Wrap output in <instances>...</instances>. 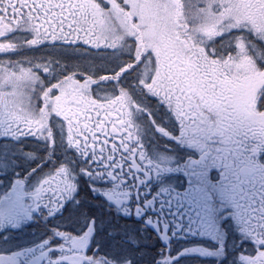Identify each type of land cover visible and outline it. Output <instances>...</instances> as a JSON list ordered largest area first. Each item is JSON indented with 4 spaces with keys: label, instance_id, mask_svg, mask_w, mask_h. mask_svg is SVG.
<instances>
[{
    "label": "flooded vegetation",
    "instance_id": "flooded-vegetation-1",
    "mask_svg": "<svg viewBox=\"0 0 264 264\" xmlns=\"http://www.w3.org/2000/svg\"><path fill=\"white\" fill-rule=\"evenodd\" d=\"M9 1L13 2L15 14L21 10L20 5L24 3L32 19L41 20L42 26L49 28L50 23L53 25L56 21L64 20L65 12L70 14L71 6L76 9L73 4L78 0ZM114 4L121 7L118 2ZM6 9L8 7H5ZM74 15L77 13L74 12ZM61 34L67 37L58 34L54 37L58 41L59 38L63 40L61 45L81 47L79 42L73 43L71 38L73 32ZM34 47L35 45L28 47L25 45L21 48L15 46L11 51L13 56L9 57L11 62L9 63L13 64L14 60L19 59L26 65L34 67L35 59L48 62L50 51L44 50V43L35 49ZM208 49L209 47L207 53ZM3 53L0 52V60L3 59L1 58ZM59 57L65 64L66 54L62 53ZM137 59L133 62L127 60L120 67L109 69L106 67L101 73H97L100 69H91L84 74H88L86 77L95 85L105 81L109 84L115 81L123 82L128 73L138 65ZM214 63L219 68L220 77L226 75L223 66L218 65V62ZM52 68L55 66L51 65L50 69ZM69 69L70 67L65 64L61 71L57 72L56 68L54 72L58 73V77L63 74L64 80L69 74L83 73L78 68L73 72H67ZM168 70L165 71V67L161 68L163 78L158 70L153 72L155 85L151 88V93L155 100L151 99L153 103L147 109V116H150V119L145 117L142 111L139 114L132 111L122 103V99L119 100L120 98L115 97L103 103L101 98L92 96L87 98V94L80 88L78 96L74 95L72 99L67 100V107L60 103L56 105L60 114L56 116L54 112L51 114L54 121L59 122L60 131L63 129L67 134V137L59 140L60 145L45 154L36 150L34 140L25 139L23 142L13 143L23 144L21 153L35 152L34 156L38 157L39 162L30 167L34 162L15 160L9 169L17 171L21 176L16 175L11 179L10 176L7 177L8 174L0 173V185L3 188L11 183L14 187L27 185L30 189L32 185L30 186L29 176L36 171L34 167L44 163L42 161L44 156L46 160L42 167L43 171L57 170L53 186L49 187L51 193H54L52 197L54 200L56 198L61 200L58 195L66 183V180L58 175L57 167H65L67 159L71 161L73 158L78 164L77 168H83L88 174L87 178L96 176L99 179L94 185L90 184L87 178L76 181L77 190L73 197V206L62 204L64 207L62 213L55 214L52 220L44 215L46 211L44 206H48L50 201L48 198L47 204L36 205L34 209L40 208L41 211L36 210L34 213L37 216L41 214L42 218L46 217L45 223L38 222V219L34 218L35 214L32 217V209L29 210V206H16L15 209L17 207L22 209L20 211L16 209L14 219L8 221L10 225L5 224V220L0 222V229L10 228L9 235L12 234L14 236L12 238L18 241L20 235L25 234L27 242L13 244L10 241L11 250L8 252L1 251L4 244L0 243V254L8 255V258L0 260V264H115V256L109 254L105 246L101 248L104 240L106 243L112 240L111 229L119 231L117 235L115 233V237L121 244H126L128 259H121L123 264H141L136 261H144L150 257L155 261L169 259L171 264H208L206 261L212 258L216 259V264H257L255 261L258 255L264 264V140L263 137L256 138L255 148L259 151L253 152L255 148H251L250 143L244 144L242 139H239L242 130L243 132L251 130L253 133L251 135L257 136L264 131L262 123L264 118L257 120L260 112L264 110L262 102L264 85L260 87L259 100L257 102L255 100L256 110L249 111L250 115L247 114L249 124L244 126L239 124L238 128H225L221 125L216 127L211 126L205 118H177L173 109L166 106H164L166 110L161 108L162 104L158 103V99L164 98L167 91L171 92L168 94H172L173 99L175 96V100L179 101L181 96H176V92L184 90L179 89L181 85L178 87L177 83L178 78L183 77L182 74L176 72L174 66L172 74ZM205 74L209 75L208 72ZM218 74L216 73L217 76ZM173 75L176 78H173ZM223 82L219 84L217 80L212 81L213 94L222 97L225 95L227 107L234 110L239 120L240 113L236 111V107L239 108V90L232 87L234 82L229 78ZM124 86L128 87L125 84ZM65 88L63 87V91ZM111 88L114 89L113 86ZM48 93L44 90L41 94V99L47 101V106L48 102L54 104V101L47 98ZM249 95L251 92H248ZM181 99L186 102L182 107L186 106L185 109L188 110L191 105L188 101L193 100L192 95L188 91L185 98ZM194 101L197 106L196 100ZM250 105L254 109L252 101ZM162 110L167 111L168 116L164 115ZM0 112L3 113L1 110ZM43 113L44 122L49 127L52 122L50 112H47V115L45 111ZM3 116L0 115V145L5 144V139L1 140L2 134L13 131L12 128L8 130L4 128L7 120ZM14 128L18 130L17 127ZM231 147H236V150ZM7 148L0 152L1 157L9 151ZM56 152L60 156L54 155ZM160 156L169 157L170 161H161ZM217 167V171H221L219 178L212 173ZM209 179L216 182L227 181L230 185L229 190L231 189L229 200L235 203L230 212L231 216L220 222L221 228L225 226L229 232L228 237H221V240L205 233L211 228L212 215L217 213L210 209L211 200H214L217 192L215 195L206 192ZM59 182H62V187ZM9 196L13 197L11 192L6 191L3 200ZM219 196L221 197L220 194ZM12 197L11 199L14 198ZM18 203H21L20 200ZM72 207L77 216H74V220H68L66 219L68 214H65L68 209L72 211ZM84 210L89 214L90 220H83L84 214L79 217ZM20 212L27 213L26 218L30 221L22 222L18 215ZM236 224H242L243 229L247 231L240 242L238 232L234 231V236L232 235V229ZM66 226L76 227L74 229L78 235L74 239L66 237L65 233L56 240L47 236L49 233L53 235V228L66 229ZM106 230H109L110 234ZM1 231L0 238L6 237L7 234ZM257 234L262 236L259 241L261 254L258 255L253 247ZM137 245L140 247L137 248ZM213 245H217L218 259L211 256L210 250L213 249Z\"/></svg>",
    "mask_w": 264,
    "mask_h": 264
},
{
    "label": "rangeland",
    "instance_id": "rangeland-1",
    "mask_svg": "<svg viewBox=\"0 0 264 264\" xmlns=\"http://www.w3.org/2000/svg\"><path fill=\"white\" fill-rule=\"evenodd\" d=\"M117 2L121 7L114 4ZM12 4V1L0 0V52H4L1 56L3 59L0 60V110L3 111L4 116L1 112L0 115L7 120L4 128L6 130L13 129L7 133L2 131L4 133L1 140L5 139V144L0 145V152H3L6 147L9 151L5 153L4 157L0 156V173L8 174L7 177L10 176L11 179L16 175L21 176L17 171L9 169L10 164H14L15 160L34 162L30 167L35 165V162H39L37 161L38 157L34 156L35 152L34 154L21 153L23 144L13 145V143L15 141L23 142L25 139L34 140L37 145H34L36 150L43 151L45 154L60 145L59 140L67 137V134L63 129L60 131L59 122H55L51 114L53 115V112L54 116L60 114L56 105L60 103L67 107V100L72 99L74 95L78 96L80 88L87 94V98H90L88 96L101 98L103 103L109 102L115 97L120 98L119 100L122 99V103H125L132 111L137 114L142 111L145 117L150 119V116H147V109L153 103L151 99H154L151 93V88L155 85L152 77L153 72L158 70L159 75L163 78L161 68L165 67V71L169 69L168 72L172 74L174 66L176 72L183 76L177 80L178 87L181 85L179 89H184L181 92H176V96L185 98V94L189 91L193 98L188 101L191 105L186 110V106L182 107L186 102L181 98L176 101V97L174 96L173 99L172 94H168L171 92L168 91L164 98L158 99V103L162 104L161 108L163 109L164 106L173 109L177 118H205L211 126L238 128L240 125L249 124L247 114L250 115L249 111L256 110L255 100L256 102L259 100L260 87L264 85V0H111V2L110 0H78L73 4L76 9L71 6L70 14L65 12L64 20L56 21L53 25L50 23L49 28L42 26L41 20H33L31 13L26 11L24 3L20 5V7L22 6L21 10L16 14ZM5 7L8 9L5 10ZM74 12L78 16L74 15ZM78 28H80L79 31ZM48 29H50L49 34ZM71 32H73V36H71L73 43L79 42L80 48L61 45L63 40L59 38L60 41H58L54 38L57 37V34L67 37L61 33L69 34ZM43 43L44 50L50 51L48 52V56H50L48 62H44L43 59V61L35 59L34 67H32L18 59L10 64L9 57L13 56L11 51L15 46L21 48L25 45L27 47L35 45V49L36 46ZM207 47H209V55ZM62 53L66 54L65 64L70 67L67 72L79 69L83 73L69 74L65 80L63 74L58 77L57 72L61 71L62 66H65L59 57ZM135 59L138 60V65L128 73L123 82L115 81L109 84L105 81L95 85L86 77L89 75L84 74L91 69H100L97 73H101L105 71L106 67L108 69L109 67H120L127 60L133 62ZM214 62L223 66L226 75L220 77L219 68ZM49 65H54L55 68L51 70ZM56 68L57 72L55 73ZM207 72L209 75L206 76ZM173 78L176 77L173 75ZM228 78L234 82L232 87L238 89L240 93L239 108L236 107V111L240 113L239 120L236 118L234 110L227 107L225 95L222 97L213 94L212 81L217 80L219 84H222ZM124 84L128 87H125ZM112 86L114 89L111 88ZM63 87H66L64 91ZM44 90L49 92L47 98L54 101V104L48 102L49 106H47V101L41 99ZM248 92H251V95L248 96ZM50 94L53 95L52 98ZM53 98L54 100H52ZM194 100H196L197 106ZM251 101L252 106L254 104V109L251 108ZM262 102L264 103V94ZM44 111L46 115L47 112H50L52 122L49 127L43 119ZM162 112L168 116L167 111L162 110ZM261 118H264V110L262 113L260 112L257 120ZM21 121L24 123L22 124ZM14 127H17L18 130ZM243 128L246 129V127ZM247 131L249 132L242 130L239 139H242L244 144L250 143L251 148H255L256 138L263 137L264 140V131L260 132V136L251 135L253 134L251 130ZM50 142L53 144L50 145ZM234 149L236 150V147ZM254 151L259 150L256 151L255 148ZM45 158L46 156L42 160L44 163ZM159 159L164 162L170 161L169 157L160 156ZM44 163L34 167L36 171L29 176L30 186L32 185L30 189L27 188V185L20 188L17 185L14 187L11 183L5 188L0 185V222L5 220L4 223L10 225L8 221L14 219L15 211L18 208L15 209V207L19 205L21 207L29 206V210L32 209L33 217L34 211L40 210V208L34 209V207L47 204V198L50 201L48 206H44L46 210L44 215L51 220L55 214L62 213L64 209L62 204L73 206V197L77 190L76 183L80 178H87L88 174L83 168H77L78 164L73 158L71 161L67 159L65 167H57L58 175H61L66 183L63 186L62 182H59V185L63 186V191L58 195L61 200L57 198L54 200L52 199L54 193H51L50 188L57 177V170L43 171ZM217 170L218 167L213 169L212 173L219 178L221 171ZM87 179L90 184L94 185V182L99 178L93 176ZM229 187L227 181L219 182L218 180L216 182L209 179L206 190L214 195L217 192V196L211 200L210 208L211 211L215 210L217 213L213 215L211 213L213 216L211 228L205 233H209V236L219 240L221 237L229 235L228 229L225 226L221 228L220 222L231 216L230 212L235 204L229 200V191L231 190ZM95 188L98 189L96 186ZM96 189L95 191H97ZM6 191L11 192L14 198L11 196L13 198L11 199L9 196L3 200V194ZM219 194L221 197L224 195L223 198ZM19 200L21 203H18ZM21 209L18 208L17 211ZM71 210L68 209L65 214H68L66 217L68 220H74V216H77L73 207ZM83 214V220H90L89 214L85 210L79 217ZM18 215L22 222L30 221L29 218H26L27 213L20 212ZM46 217L42 218L41 214L34 215V218L38 219L40 223H45ZM227 226L229 225L227 224ZM234 226L232 225V227ZM74 228L76 227L53 228V235L49 233L47 236L56 240L65 233L66 237L74 239L78 235ZM9 229H0L1 232L7 234L6 237L3 234L4 238H0V243L4 244L1 251H10L12 243L24 244L27 242L25 234L20 235V241L13 239L14 236L9 235ZM111 230L113 231L112 240L109 243L104 240L101 248L103 249L105 246L108 253L115 256V264H123L121 259H128L125 250L126 244L123 242L121 244L120 240L115 237L119 231ZM106 231L110 234L109 230ZM234 231L239 233L238 242L247 233L242 224H236L232 229L233 236ZM260 237L262 236L257 234L253 244L257 255L261 254ZM216 246L213 245L210 252L212 257L218 259L219 251ZM139 247L137 245V248ZM215 260L212 258L206 263L216 264ZM137 261L139 262V260ZM142 263L171 264V260L159 259L155 261L150 257ZM255 263L263 264L259 255Z\"/></svg>",
    "mask_w": 264,
    "mask_h": 264
},
{
    "label": "bare ground",
    "instance_id": "bare-ground-1",
    "mask_svg": "<svg viewBox=\"0 0 264 264\" xmlns=\"http://www.w3.org/2000/svg\"><path fill=\"white\" fill-rule=\"evenodd\" d=\"M54 155H59V153L56 152V154H54ZM59 156H60V155H59Z\"/></svg>",
    "mask_w": 264,
    "mask_h": 264
},
{
    "label": "trees",
    "instance_id": "trees-1",
    "mask_svg": "<svg viewBox=\"0 0 264 264\" xmlns=\"http://www.w3.org/2000/svg\"><path fill=\"white\" fill-rule=\"evenodd\" d=\"M136 262H138V261H136ZM140 263H142L143 261H139Z\"/></svg>",
    "mask_w": 264,
    "mask_h": 264
}]
</instances>
